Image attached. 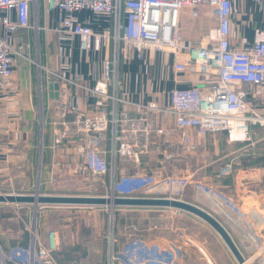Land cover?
Listing matches in <instances>:
<instances>
[{
  "label": "built area",
  "instance_id": "built-area-1",
  "mask_svg": "<svg viewBox=\"0 0 264 264\" xmlns=\"http://www.w3.org/2000/svg\"><path fill=\"white\" fill-rule=\"evenodd\" d=\"M37 1L0 0V96L14 79L19 57H24L14 44L15 35L30 26L33 10L37 16ZM234 1L45 0L47 12L56 14L57 32L78 37L83 51L100 53L112 48L103 60L102 76L93 86L78 73L72 77L55 71L50 74L60 85L57 105L61 121L57 124L62 126L55 132L53 149L72 143L75 149V155L71 154L74 161L64 169H72L90 184L108 185L107 197H126L156 183L155 174L132 173L126 163L139 169L142 157L171 160L177 150L195 152L194 132L199 136L226 133L232 143H254L253 125L264 127V113L256 110L250 98L260 97L264 90V28L255 29L252 43L233 44ZM254 1L264 18V0ZM202 8L216 21L214 30L202 39L184 40L181 24L185 14L198 17ZM84 10L112 19V29L96 32L82 23L77 14ZM156 54L178 76L177 84L183 82L181 75L195 70L205 87L176 86L157 100H134L122 79V66L136 60L152 64ZM70 86L93 97L87 111L72 103ZM68 114L75 118L67 120ZM179 183L186 186L188 181L185 178ZM195 189L247 217L215 187L199 181ZM129 239L121 250L114 233L110 234L103 260L60 262L56 257L61 250L59 232L50 230L44 239L35 223L26 245L3 248L0 244V264H173L176 259L158 243L141 236ZM191 243L188 239L177 245L187 253L185 246ZM257 249L264 264V239L258 241ZM198 250L206 264H215L204 249ZM176 260L184 264L183 257Z\"/></svg>",
  "mask_w": 264,
  "mask_h": 264
},
{
  "label": "crops",
  "instance_id": "crops-1",
  "mask_svg": "<svg viewBox=\"0 0 264 264\" xmlns=\"http://www.w3.org/2000/svg\"><path fill=\"white\" fill-rule=\"evenodd\" d=\"M37 10L36 17L34 10L31 12L30 26L20 28L15 35L14 44L24 55L19 57L18 61L20 62L22 58L23 62H18L12 83L0 96V183L5 180L13 183L15 179L17 184L22 182L26 190L43 189L44 193H47L50 192L48 188L55 187L59 181L68 180V176L78 177L73 174L72 169H64L65 166H70L69 162L74 161V156L71 157V154L75 155L73 143L53 149L55 132L62 129V126L57 124L61 121L58 116L59 99L50 94L49 84L54 80L50 74L55 71L72 77L78 73L88 85L93 86L101 78L104 71L103 60L108 53H112V48L107 51L104 49L100 53L83 51L78 37L70 38L69 35L57 32L56 14L47 12L45 0L37 1ZM77 16L82 23L90 24L96 32L112 29L113 20L110 18L98 16L88 10L79 12ZM13 19H16V13L13 14ZM209 19L210 12L207 8H202L198 17H192L187 12L183 20L187 25L194 23V27L200 31L199 36L203 37L206 31L204 26H207ZM257 27L264 28L260 6L258 7L254 0H235L232 43L239 46L252 43ZM168 67L161 59V55L156 54L152 64L136 60L130 65H123L122 79L134 100H157L176 86L205 87L204 79L202 80V76L195 70H191L185 76L181 75L183 82L177 84L178 76H175ZM70 90L73 94L72 103L87 111L90 102H94L93 97L88 96V93L79 87L70 86ZM250 98L254 101L256 110L264 113V90L260 97ZM74 118V114H68L66 117L70 121ZM252 129L255 135L254 143H232L226 133L199 136L194 132L193 138L198 142L197 151L186 154L177 150L171 160L162 156L152 157L151 160L142 157L141 167L136 170L133 165L130 170L141 174L151 172L156 174L159 180L168 175L176 177L178 180L172 185V189L170 185L159 184L151 186L149 190L138 191L134 195L170 196L199 205L228 228L235 244L245 257H251L249 263L261 264L257 256V245L259 240L264 239V159H262L264 127L253 125ZM185 178L188 183L182 186L179 181ZM198 180L223 193L247 213V217L244 218L222 200L196 191L195 183ZM198 199L202 202L197 201ZM145 209L168 212L176 221L185 217L200 223L196 216L177 209L168 207ZM7 221L10 222V219ZM201 226L213 235L219 250L236 264L233 254L221 237L212 232L209 228L211 226H205L203 222ZM3 228V221L0 219V244L3 248L27 244L28 237L22 239L21 235L14 231L17 229L10 228L11 236L4 234ZM50 230L53 229L41 231L39 229V234L46 239ZM143 238L172 251L176 259L183 257L184 264H198V259L191 258V253L187 250L185 255L175 239L152 234ZM56 257L60 262L77 261L76 258L100 261L105 258V254L96 260L91 258V253L85 252L82 255L67 248L65 251L62 245ZM176 259L173 264H180Z\"/></svg>",
  "mask_w": 264,
  "mask_h": 264
},
{
  "label": "rangeland",
  "instance_id": "rangeland-1",
  "mask_svg": "<svg viewBox=\"0 0 264 264\" xmlns=\"http://www.w3.org/2000/svg\"><path fill=\"white\" fill-rule=\"evenodd\" d=\"M215 23L216 21L213 18L209 19L207 26H204V29L206 30L203 35L204 37L214 30L216 26ZM194 25V23L187 25L185 20H183L181 31L184 40H190L193 42L203 38L199 36L200 31L196 29ZM20 62H23L22 58L20 59ZM125 165L128 168L132 167L129 162ZM149 173L152 174L151 172ZM67 179L68 180L57 182L53 188H48V191L50 192L47 193H44L43 189L26 190L24 189V184L22 182L17 184L15 179H13V183L11 182L12 184L5 180L0 183V194L35 195L39 193L107 197L108 185H93L80 177L68 176ZM177 180L176 177L171 175L161 177V180H159L155 174V182L158 183H154L150 186L159 184L166 186L170 185V189H172V185L174 182H177ZM199 181L203 182L201 180H198L197 182ZM149 189L150 187L140 191ZM197 201L202 202L201 199H198ZM195 218H197L196 220L200 223L191 221L185 217L176 221L175 219H172L168 212L150 211L146 210L144 207L109 205L54 207L17 203L0 204V219L3 221L4 234L12 236V233L9 230L10 228H13L17 229L14 231L18 232L22 239L28 237L29 240L30 228L35 226L36 223V228L38 230L40 229V231L42 229L57 230L61 238V247L63 245L65 251L67 248V250L71 252H79L82 255L85 252L91 253L92 259L99 260L101 259L102 254L106 253L110 234L113 235L114 233L120 249L128 240H130L129 238H131V236L144 237L145 235L152 234L161 235L168 239H175L176 242H181L183 244L188 241V239L192 240V243L186 245L185 248L188 253H191V258L198 259V264L199 262L200 264H206V260L198 250V247L204 249L215 264H233L227 255L219 250L217 242H214L213 235H211L205 227L201 226V222H203L205 226L209 225L199 217L196 216ZM8 219H10V222L7 221ZM12 225H14V227ZM209 228L212 229V232H216L212 227ZM216 234L218 235L217 232ZM185 255H187V253H185ZM76 259L79 260L82 258ZM233 260L236 261L235 258ZM236 264H238L237 261Z\"/></svg>",
  "mask_w": 264,
  "mask_h": 264
},
{
  "label": "water",
  "instance_id": "water-1",
  "mask_svg": "<svg viewBox=\"0 0 264 264\" xmlns=\"http://www.w3.org/2000/svg\"><path fill=\"white\" fill-rule=\"evenodd\" d=\"M51 96L59 99L58 82L49 84ZM33 204L46 206H126L144 208H173L195 215L211 226L224 241L233 254L238 264H246L248 261L242 253L230 232L213 214L194 203L174 197H151V196H126V197H103V196H78L56 194H0V204Z\"/></svg>",
  "mask_w": 264,
  "mask_h": 264
},
{
  "label": "bare ground",
  "instance_id": "bare-ground-1",
  "mask_svg": "<svg viewBox=\"0 0 264 264\" xmlns=\"http://www.w3.org/2000/svg\"><path fill=\"white\" fill-rule=\"evenodd\" d=\"M246 264H250L249 261H247Z\"/></svg>",
  "mask_w": 264,
  "mask_h": 264
},
{
  "label": "trees",
  "instance_id": "trees-1",
  "mask_svg": "<svg viewBox=\"0 0 264 264\" xmlns=\"http://www.w3.org/2000/svg\"><path fill=\"white\" fill-rule=\"evenodd\" d=\"M262 159H264V158H262Z\"/></svg>",
  "mask_w": 264,
  "mask_h": 264
}]
</instances>
